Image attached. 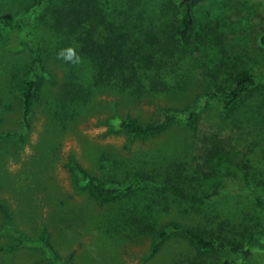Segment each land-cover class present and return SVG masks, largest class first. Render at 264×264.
<instances>
[{
	"label": "rangeland",
	"instance_id": "1",
	"mask_svg": "<svg viewBox=\"0 0 264 264\" xmlns=\"http://www.w3.org/2000/svg\"><path fill=\"white\" fill-rule=\"evenodd\" d=\"M85 1L0 0V135L15 136L0 142V204L7 211L0 212V264H264V251L247 243L249 237L264 243V211L248 197L264 198V161L232 163L226 155L197 173L195 163H203L205 153L192 151L209 150L217 139L232 149L247 138L243 149L258 141L264 155V0L201 3L187 48L198 58L195 68H186H193L190 84L184 93L168 94L162 87L143 93L135 87L90 89L95 68L80 51L102 46L107 55L117 54L112 45L127 33L124 51L129 46L130 57L139 52L138 64L150 59L164 49L159 39L173 43L167 31L178 0H97L96 9L87 4L77 12L76 2ZM25 26L36 53L18 36ZM69 47L78 64L59 57ZM174 51L182 56L185 48ZM35 54L39 89L26 128L19 89L34 78ZM245 71L255 73L257 85L231 111L205 103ZM188 111L199 113L196 129L176 122L159 135L137 138L111 125L127 116L140 124L166 113L181 119ZM86 177L116 189V198L93 199ZM231 178L248 190L221 195L218 202L182 200L152 187L207 193ZM185 228L250 255L223 248L201 258L180 233ZM159 232L168 237L160 242Z\"/></svg>",
	"mask_w": 264,
	"mask_h": 264
},
{
	"label": "trees",
	"instance_id": "2",
	"mask_svg": "<svg viewBox=\"0 0 264 264\" xmlns=\"http://www.w3.org/2000/svg\"><path fill=\"white\" fill-rule=\"evenodd\" d=\"M95 1L97 0H86L82 4L80 2H76L79 7L76 11H81L82 8H86L88 5L91 8L96 9ZM152 1L153 0H151L150 2ZM205 1L207 0H178L175 3V12L173 16V22L171 23V28H169L167 31L169 41L173 40L172 45L162 39H159L161 47L164 49L159 50L156 54H154V56H152L150 59H147L146 61H139V64L137 63V61L141 58L139 52L136 57H130V47L127 46L125 51L123 49L124 40L129 37V34L127 33L120 39V41H115V44L112 45L115 46L117 54L111 53L107 55L102 46H99L97 50H91V47L87 45V48L85 50L82 49L80 52L81 54H84L86 56L90 55L91 62L93 63V67L95 68V73L88 87L91 89V87L94 86H117V89H119L120 91L133 89L135 87L138 88L141 93L147 90L161 91L162 87V92H165L167 94L169 93V91L173 93H184L181 91L188 88L190 84L189 79L192 76V69L196 67H193L194 64H192V62H194V59H198L197 57H194L193 52H187V48L191 46L192 38L197 28L195 9ZM163 4H165V2H163ZM89 6L87 8H89ZM83 19L85 20L88 18ZM104 21L105 18L101 20L102 23ZM163 31L164 29L162 30V33ZM89 34L90 35L88 36L91 37V31H89ZM157 35L158 32L155 33V36ZM18 36L30 46L33 53H36L35 42L31 33V29L29 27H22L18 31ZM259 45L264 49V33L259 37ZM177 48H185L184 52L179 51V54L183 53L184 55L177 56L176 54H174V49ZM176 61L180 63L177 65ZM33 64L35 65L34 78L31 80L23 81L19 89L21 104L23 107L22 121L26 128L29 126L31 109L36 99L37 91L39 89V70L37 66L36 54L33 60ZM189 67L193 68H191V70H186V68ZM179 83H182L185 86L182 87L172 85ZM232 84L233 86L231 88H226L219 93L210 94L207 97L205 103L212 101L213 103L215 102L217 106L221 107L224 112L227 113L231 111L236 106V104L246 95V93L251 88L257 85L255 73L246 71L241 72L233 76ZM170 85L172 86L168 88ZM260 101L261 100L259 99L257 100L258 103H260ZM198 118V111H188L187 115H185V118L181 119H179L176 114L166 113L163 115V118L160 121L148 124H140L136 119L127 116L124 119H112L111 125L133 137L147 138L163 133L167 128L171 127L176 122L184 123L190 129H196ZM235 122L238 125L240 123V118H237ZM213 133L214 132H212V134ZM13 137L15 136L11 134L0 135V142ZM217 137L219 138V136ZM246 139L247 138H241L237 142V144H234L232 146V149H229L228 146L224 147L222 145V140L220 139H217V141L214 140V145L211 146L209 150L206 149V146L203 148L193 149L192 151H194V153H196L197 151L205 153V156L202 158V160L205 159V161L201 164L195 163L194 167L196 168V172H203L205 167L208 166L211 162L219 165V163L222 162L221 157H225L226 155L229 156L227 159L232 163H237L239 159H246L248 161H251L254 166L255 163L263 162L264 155L262 151L258 150V148L260 147L259 142L257 141L252 145L248 144V146H250L249 150L243 149V140L245 142ZM219 140L220 145H215V143ZM211 171H213L216 176H219L221 174V170L219 169H214ZM84 184L90 196L99 202H110L116 198L118 192L116 189L102 186L98 184L93 178H84ZM152 187L161 192L173 195L179 199L200 203H206L209 201L218 202L220 201L219 196L221 195L225 197L232 191L248 190V187L244 182H241L238 179L235 180L234 178H231L225 185L219 184V186L216 187L212 192L207 193H187L182 188L174 185L153 184ZM248 197L251 199V201H253L256 207L264 211V198L257 195L256 193H251ZM164 209L168 210L165 204ZM159 211L162 210L159 208ZM0 212L4 214H6L7 212L2 204H0ZM179 231L183 236L187 237L190 240L195 248L197 255L201 258L213 256L216 251L223 248H228L234 253L242 254L246 258L250 255V251L248 249L247 251H243L239 247H236L234 245L214 243L212 240H208L202 235L197 234L192 229L185 228ZM167 237L168 234L159 232L160 242L161 239L165 240ZM247 243L250 247H258L259 249L264 251V243L259 242L254 237H249L247 239ZM224 264L231 263L226 262Z\"/></svg>",
	"mask_w": 264,
	"mask_h": 264
},
{
	"label": "clouds",
	"instance_id": "3",
	"mask_svg": "<svg viewBox=\"0 0 264 264\" xmlns=\"http://www.w3.org/2000/svg\"><path fill=\"white\" fill-rule=\"evenodd\" d=\"M64 53H67V55H64ZM58 55L59 57H62L63 59L70 61L73 64H78L80 62V57L71 47L67 48L66 50H62ZM73 56L75 57V59H73Z\"/></svg>",
	"mask_w": 264,
	"mask_h": 264
}]
</instances>
